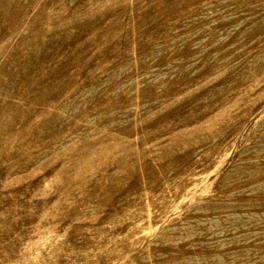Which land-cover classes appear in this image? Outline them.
Returning <instances> with one entry per match:
<instances>
[{"label": "rangeland", "instance_id": "rangeland-1", "mask_svg": "<svg viewBox=\"0 0 264 264\" xmlns=\"http://www.w3.org/2000/svg\"><path fill=\"white\" fill-rule=\"evenodd\" d=\"M0 264H264V0H0Z\"/></svg>", "mask_w": 264, "mask_h": 264}]
</instances>
